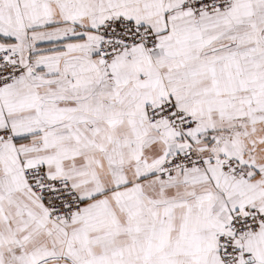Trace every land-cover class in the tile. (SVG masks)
<instances>
[{"label":"snow or ice","instance_id":"1","mask_svg":"<svg viewBox=\"0 0 264 264\" xmlns=\"http://www.w3.org/2000/svg\"><path fill=\"white\" fill-rule=\"evenodd\" d=\"M0 264H264V0H0Z\"/></svg>","mask_w":264,"mask_h":264}]
</instances>
